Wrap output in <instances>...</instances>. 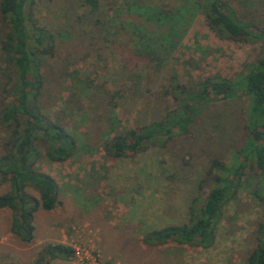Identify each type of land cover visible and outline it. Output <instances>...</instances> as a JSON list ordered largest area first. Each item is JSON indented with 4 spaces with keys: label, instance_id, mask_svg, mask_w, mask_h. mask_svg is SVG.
<instances>
[{
    "label": "rangeland",
    "instance_id": "obj_1",
    "mask_svg": "<svg viewBox=\"0 0 264 264\" xmlns=\"http://www.w3.org/2000/svg\"><path fill=\"white\" fill-rule=\"evenodd\" d=\"M178 1L163 2L171 7ZM120 4L103 1L92 13L85 0H36V18L56 37L55 55L45 66L44 111L61 121L80 150L61 163L43 157L39 168L57 182L61 204L36 213L32 243L9 232L11 214L0 209V264H32L48 243L82 247L96 264H247L264 222V201L256 197L262 185L250 167L222 209L212 247L142 242L145 233L187 223L190 208L199 209L211 188L205 181L210 162L228 164L242 145L246 99L207 105L189 132L164 148L113 160L101 143L157 120L162 88L170 82L191 84L214 75L234 79L256 61L264 44L219 39L197 14L165 66L153 71L131 55L127 36H113L116 30L124 33L122 15L109 22ZM252 8L257 24H264L261 0ZM98 89L120 91L114 111ZM6 189L0 186V195ZM75 259L73 253L70 261L52 264Z\"/></svg>",
    "mask_w": 264,
    "mask_h": 264
},
{
    "label": "trees",
    "instance_id": "obj_2",
    "mask_svg": "<svg viewBox=\"0 0 264 264\" xmlns=\"http://www.w3.org/2000/svg\"><path fill=\"white\" fill-rule=\"evenodd\" d=\"M85 0L92 13L101 2ZM165 0H121L109 22L123 16L113 36H127L131 55L160 71L171 51L176 49L183 28L202 14L208 29L219 39L264 44V24H257L253 0H179L168 7ZM264 6V0H261ZM36 0H0V209L11 214L9 232L22 243L34 240L35 215L53 211L61 202L55 179L40 170L43 157L65 162L80 150L77 140L58 118L45 111L43 97L47 77L45 66L55 55L56 37L41 25L35 15ZM253 4V5H252ZM119 12V13H118ZM114 111L120 91L98 89ZM246 99L242 145L230 155L229 163L212 160L205 170L211 186L199 209L189 210V220L152 230L142 236L150 247L175 242L179 245L212 247L222 209L235 196L246 167L254 170L262 187L256 197L264 201V49L255 62L234 79L218 75L199 82H170L162 88L163 113L157 120L107 138L101 143L110 159L132 157L150 148H164L178 135L187 134L207 105ZM73 251L61 243L42 247L32 264L70 261ZM14 264V263H9ZM247 264H264V222L256 233V244Z\"/></svg>",
    "mask_w": 264,
    "mask_h": 264
},
{
    "label": "built area",
    "instance_id": "obj_3",
    "mask_svg": "<svg viewBox=\"0 0 264 264\" xmlns=\"http://www.w3.org/2000/svg\"><path fill=\"white\" fill-rule=\"evenodd\" d=\"M73 253L75 255V264H96L95 260L88 254V251L82 247H75Z\"/></svg>",
    "mask_w": 264,
    "mask_h": 264
}]
</instances>
